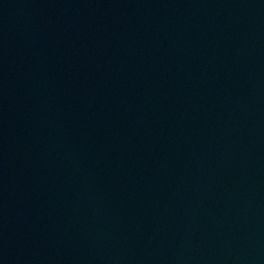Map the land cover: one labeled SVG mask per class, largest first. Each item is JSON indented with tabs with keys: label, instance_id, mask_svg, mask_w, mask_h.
I'll use <instances>...</instances> for the list:
<instances>
[{
	"label": "water",
	"instance_id": "obj_1",
	"mask_svg": "<svg viewBox=\"0 0 264 264\" xmlns=\"http://www.w3.org/2000/svg\"><path fill=\"white\" fill-rule=\"evenodd\" d=\"M256 18L198 264H264V0Z\"/></svg>",
	"mask_w": 264,
	"mask_h": 264
}]
</instances>
